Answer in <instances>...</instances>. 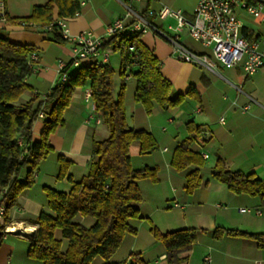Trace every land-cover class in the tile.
I'll return each mask as SVG.
<instances>
[{
  "label": "crops",
  "instance_id": "0c3cea01",
  "mask_svg": "<svg viewBox=\"0 0 264 264\" xmlns=\"http://www.w3.org/2000/svg\"><path fill=\"white\" fill-rule=\"evenodd\" d=\"M156 1L161 6L167 4L162 0ZM1 2L4 3L6 18L0 19V28L4 29L9 41L32 47L30 57L33 52L36 53V58L33 59L34 71L26 79L32 86L33 93L29 92L26 101L32 94H38V103L45 99L59 81V63L71 59L74 44L71 41H54L50 32L38 23L23 25L7 20V16L27 17L32 14L36 5L45 4L47 0H0ZM196 2L194 0V6ZM194 6L189 10L183 9L184 14L191 16ZM125 13V5L120 0H85L81 4L79 15L68 19L70 32L74 36L92 30L107 39L108 26ZM57 14L58 10L55 8V18H58ZM241 17L251 34L264 36V28L255 30L246 21L250 16L241 14ZM185 33L181 35V41L186 46L192 50L200 48V53L206 52L207 47ZM147 34L149 37L144 39L141 36V39L160 59L161 72L172 82L174 92L187 94L189 90H194L196 93L194 96L186 95L181 104L170 108H163L155 103L150 111L142 112L136 104L135 109L140 112L141 117L143 114V118L137 119L134 112L130 121L126 113L129 125L152 132L157 140L158 147L152 153L141 154L137 147L132 154V162L135 167L156 166L158 180L139 181L143 195L140 215L129 220L136 228V233L125 236L110 261L129 262L131 255L138 253L146 264H171L165 244L157 240L150 230L155 225L162 232L177 228H198L196 243L191 250L182 253L184 260L176 264H264V248L255 239L226 236L218 240L212 235V231L218 226L264 233V200L259 195L235 193L226 183L211 176L217 159L221 157L229 169L253 174L264 182V67L250 75H246L240 66H219L213 72L199 64L180 60L169 40L154 32ZM120 52L102 46V54L86 61L103 59L107 54L105 63L116 70V94L121 83L124 81L126 84V80L132 76L127 73L123 79L119 74L122 63ZM132 78L135 79L134 76ZM87 89L89 85L76 88L70 105L64 109L65 124L50 135L54 148L51 152L58 151V155L63 154L72 162L66 178L62 179L65 181L64 191H69L72 184L67 177L71 176L78 181L88 174L93 141L109 134L108 128L94 109L92 98H86ZM197 93L199 98L195 97ZM126 98L129 99L128 96ZM189 122L200 128V135L191 145L193 150L200 152L203 157L208 154V157H204L205 164L200 166L201 185L190 195L186 191V178L196 166L177 170L171 162L176 146L190 135ZM43 126L44 119L37 118L33 126V139L41 138ZM21 206L13 213L10 212L9 232H2L0 264H46L29 256V242L38 226L34 221L37 215H31L27 205ZM18 211H21L22 217L13 215ZM76 219L84 224L88 221V217L78 216ZM89 221V224L93 223V220ZM11 226L16 230H11ZM67 245L68 240L62 239L63 248ZM104 263L105 260L98 256L92 264Z\"/></svg>",
  "mask_w": 264,
  "mask_h": 264
},
{
  "label": "trees",
  "instance_id": "16d2710c",
  "mask_svg": "<svg viewBox=\"0 0 264 264\" xmlns=\"http://www.w3.org/2000/svg\"><path fill=\"white\" fill-rule=\"evenodd\" d=\"M146 3L149 5L151 1ZM55 8L58 18L54 15ZM80 9V0H47L45 4L36 5L29 16H7V20L23 25L38 23L50 32L54 41L64 43L68 40L60 30L56 27L49 29L48 26L52 21L74 16ZM105 40L103 47L121 51L119 74L124 79L130 70L136 80L135 99L147 111L155 103L163 108L175 107L185 100L186 95L194 96L196 93L194 90L187 94L174 92L172 82L161 72L160 59L143 42L140 34H115ZM32 49L9 41L4 29L0 28V239L10 224L12 207L19 202L22 191L33 185L38 165L54 149L50 135L65 124L64 109L70 105L73 93L78 86L89 85L94 109L109 134L93 141L88 174L78 181L67 177L72 183L69 191L44 186L49 209L43 210L34 220L38 226L30 239L28 253L46 264H92L98 256L105 260L104 264H146L138 253L132 254L129 262H111L110 258L128 233H136L129 220L140 215L143 195L139 181L158 180L156 166L133 165L131 146L138 141L141 154L152 153L158 147L155 136L144 128L128 124L125 82L121 83L116 94V70L108 63L91 61L74 67L68 60L59 81L44 100L37 103L38 94H32L18 105L16 102L24 93H33L32 86L26 81L34 71L33 59L29 56ZM195 97L199 98V94ZM40 112L44 113V126L41 138L35 140L33 126ZM188 127L190 135L176 146L171 162L177 170L196 166L186 178V191L190 195L201 185L200 166L206 160L191 146L200 135V128L192 122ZM58 160V178H66L72 162L63 154H59ZM211 176L226 183L235 193L259 195L264 200V182L253 174L229 169L221 157L217 159ZM78 216L95 220L87 226L77 221ZM150 230L157 240L165 244L171 264L184 260L182 253L191 250L197 241L198 228L162 232L152 225ZM58 231L61 236L57 235ZM212 235L218 240L226 236L253 238L264 248V233L218 226ZM62 239L68 240L66 248L62 246Z\"/></svg>",
  "mask_w": 264,
  "mask_h": 264
},
{
  "label": "built area",
  "instance_id": "2783aa9c",
  "mask_svg": "<svg viewBox=\"0 0 264 264\" xmlns=\"http://www.w3.org/2000/svg\"><path fill=\"white\" fill-rule=\"evenodd\" d=\"M126 8V13L118 17L107 28V36L115 34L137 35L147 34L150 31L169 40L174 47L177 57L185 62L199 64L206 69L216 72L219 66L232 68L242 67L246 75L254 74L264 67V36H254L245 26L241 14H247L258 22H264V1L256 2L250 0H197L192 15L186 16L183 9H173L163 4L159 10H148L141 12L136 8L135 2H146L149 0H120ZM153 1V0H150ZM81 4L85 0L80 1ZM0 19L6 18L4 3H0ZM79 15L77 11L74 16ZM154 19L165 20L168 17L177 19V25H169L168 31L155 23ZM68 17L52 21L48 26L58 28L62 35L73 42V52L70 59L71 64L80 66L89 59L97 58L101 53V47L105 37L96 34L92 30H86L73 36L70 32ZM207 47L211 53L198 52L190 49L181 41L183 32ZM33 52L31 58H36ZM99 64L107 61V54L103 59L96 60ZM68 61H60L59 72L67 65ZM66 80L67 76L64 75ZM92 90H86V98L91 99ZM43 118L44 113L40 112ZM223 121V118L221 119ZM208 157V154H204ZM244 208H242L243 210ZM3 208H1V211ZM4 232H9L5 227ZM210 260V257H207Z\"/></svg>",
  "mask_w": 264,
  "mask_h": 264
},
{
  "label": "rangeland",
  "instance_id": "374dc122",
  "mask_svg": "<svg viewBox=\"0 0 264 264\" xmlns=\"http://www.w3.org/2000/svg\"><path fill=\"white\" fill-rule=\"evenodd\" d=\"M161 2L163 3H167L172 5L171 7L173 9H178V8H182V9H192V7L194 6V0H162ZM136 8H139L141 12H146L148 10H159V7L161 6V3L153 0L149 5H147L146 2L140 3V2H135L134 3ZM150 19L155 20V23L160 25V27L164 30L168 31V27L169 25H173L176 26L177 25V19L174 17H168L165 20H159L158 18H153L152 16H149ZM246 21L249 22V25L254 28L255 30H258L260 28H264V23H260L257 21L252 20V17H248L246 19ZM186 32V31H185ZM185 32H183L182 34H186ZM149 33H152V31H150ZM144 39H146L147 37H149V34H143L142 35ZM200 49V48H199ZM196 50L195 51H200V50ZM206 52L211 53V51L209 49H206ZM130 73V70L128 69V71L126 72V74ZM135 80H133L132 76L126 80V84H125V105L127 107V118L128 120L132 121L133 118V114L135 112V117L140 118V112H138L135 109L136 104L139 105V107L146 112L147 110L145 109V107L138 102L135 99ZM30 95L29 92L24 93L18 100H17V104L20 105L22 103H24L26 101V97H28ZM128 96V100L127 97ZM127 101V102H126ZM146 114H144L145 116ZM143 118V114L142 117ZM132 124V122H131ZM137 147H139V142L135 141L132 146H131V154L134 153V151L137 149ZM58 151L56 152H51L45 159H43L40 164L38 165V170L37 173L35 175V181L33 183V185L31 187L25 188L20 197H19V201L16 205H14L11 209V213H13V211L16 208H21V205H27L26 207H28V210L30 213H32L31 215H35L36 213V217H38L40 215V213L44 210L47 211L49 209L48 207V199H47V193H45L46 191L44 190V184H47V186L58 189V190H62L64 187V182L62 181V179L58 178V173H59V160H58ZM79 168V167H78ZM79 175V174H77ZM38 213V214H37ZM16 217H22L23 214L21 213V211H18L16 214H13ZM89 220H95V218L93 217H88V221L86 222L85 225L89 226L91 224ZM13 228V226H11ZM14 230V229H13ZM58 236H61L60 231H58Z\"/></svg>",
  "mask_w": 264,
  "mask_h": 264
},
{
  "label": "bare ground",
  "instance_id": "6f19581e",
  "mask_svg": "<svg viewBox=\"0 0 264 264\" xmlns=\"http://www.w3.org/2000/svg\"><path fill=\"white\" fill-rule=\"evenodd\" d=\"M16 226H17V225H16ZM13 229L16 230V228H15L14 226H13V228L11 227V230H13Z\"/></svg>",
  "mask_w": 264,
  "mask_h": 264
}]
</instances>
